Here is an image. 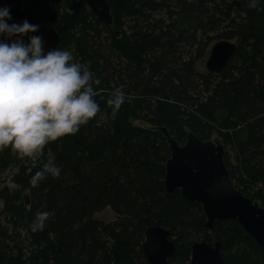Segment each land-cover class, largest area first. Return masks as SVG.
<instances>
[{
    "label": "trees",
    "instance_id": "16d2710c",
    "mask_svg": "<svg viewBox=\"0 0 264 264\" xmlns=\"http://www.w3.org/2000/svg\"><path fill=\"white\" fill-rule=\"evenodd\" d=\"M107 1L119 35L82 0L53 7L59 49L101 80L95 97L101 111L37 158L0 151V264H149L143 244L151 226L169 231L177 244L169 264H190L192 244L216 240L225 264H264V249L238 223L217 222L211 233L200 204L165 191L171 151L162 132L183 145L189 132L207 141L219 129L237 153V167L225 155L231 180L254 201L248 192L264 183V0L256 8L248 0ZM222 40L237 45L227 66L220 74L200 72L198 61ZM120 85L126 102L113 117L106 101ZM46 163L60 167V176L33 187L31 177ZM9 178L21 188L10 192ZM106 209L114 221L95 218ZM42 211L53 215L32 232Z\"/></svg>",
    "mask_w": 264,
    "mask_h": 264
},
{
    "label": "clouds",
    "instance_id": "9594fccd",
    "mask_svg": "<svg viewBox=\"0 0 264 264\" xmlns=\"http://www.w3.org/2000/svg\"><path fill=\"white\" fill-rule=\"evenodd\" d=\"M261 0H248L256 8ZM69 0H62L67 7ZM7 6H0V151L10 149L18 158H31L46 145L65 136H73L82 126L97 117L100 106L95 99L101 80L86 64L77 62L69 50L44 51L39 25L25 19L9 23ZM27 36V41L25 40ZM123 85L108 94L111 115L116 116L126 102ZM101 116L97 125L104 120ZM61 169L46 163L31 177L36 187L47 176L58 178ZM9 191L21 188L12 178L6 181ZM53 215L37 212L31 223L32 232L42 231Z\"/></svg>",
    "mask_w": 264,
    "mask_h": 264
},
{
    "label": "water",
    "instance_id": "95a60500",
    "mask_svg": "<svg viewBox=\"0 0 264 264\" xmlns=\"http://www.w3.org/2000/svg\"><path fill=\"white\" fill-rule=\"evenodd\" d=\"M98 21L119 35L114 14L107 0H82ZM9 8L27 2L33 7L32 24L39 25L36 33L44 43V51L61 45V36L52 23L53 7L67 8L62 0H4ZM27 36L25 40L27 41ZM237 50L236 43L222 40L215 43L206 62V70L220 74ZM171 154L166 163L165 191L173 195L180 191L181 197L202 206L206 216L204 227L211 233L217 222L234 221L243 231L264 249V207L237 190L225 164V147L209 140L203 141L189 132L186 142L179 145L163 128ZM224 247L219 240L214 243L197 241L191 246L190 264H225ZM178 253L176 242L170 232L160 226H151L145 233L143 255L149 264H169Z\"/></svg>",
    "mask_w": 264,
    "mask_h": 264
},
{
    "label": "rangeland",
    "instance_id": "374dc122",
    "mask_svg": "<svg viewBox=\"0 0 264 264\" xmlns=\"http://www.w3.org/2000/svg\"><path fill=\"white\" fill-rule=\"evenodd\" d=\"M27 4H28L27 2H24L23 4H21L20 6H18L15 9H10L9 8L10 9V15L12 17V19H11V21H9V23H17V24H19V23H22L25 19L28 20L27 15H28L30 9L27 6ZM0 6H6L4 0H0ZM30 8H32V10H33V7L31 5H30ZM232 42L235 43V41H232ZM215 43H217V41H214L210 45L209 49L207 50V53H206L205 57L198 61L197 69L200 72H205L206 73V71H207L206 70V62H207V59L209 57V53H210L209 51L211 50V47ZM134 124L139 125V126H143V127H149L147 124H145L144 122H141V121L134 122ZM208 140L213 142V143H215V144H218V143L222 144L225 147V152H226V155L228 156L229 162L231 161L232 164L235 167L238 166L237 153H236L235 149L233 147L229 146L228 144H226V142L224 141L223 137L220 136V134H219V129H217V128L214 129L212 131V134H211V136L209 137ZM33 157L37 158L38 154L34 155ZM11 173H12V170H10V169L7 170L2 175V178L3 177L4 178H8L11 175ZM248 193L250 194V197L253 198L254 201L259 206L264 207V183L263 182L255 184L253 186L252 190L249 191ZM4 207H5V203L2 200H0V220L2 222L4 221V218L2 217V212H3ZM95 218H97L98 220H101V221L109 223V222L114 221L117 217L115 216V214L110 209H106V210H104L102 212H99V213L95 214ZM24 234H25L24 232L21 233V238L22 239L24 238L23 237Z\"/></svg>",
    "mask_w": 264,
    "mask_h": 264
}]
</instances>
